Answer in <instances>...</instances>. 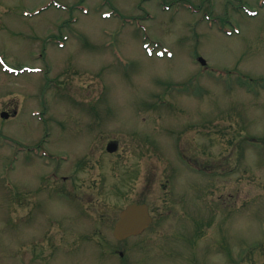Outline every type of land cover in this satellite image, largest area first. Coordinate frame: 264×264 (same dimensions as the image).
Returning <instances> with one entry per match:
<instances>
[{
	"label": "rangeland",
	"instance_id": "rangeland-1",
	"mask_svg": "<svg viewBox=\"0 0 264 264\" xmlns=\"http://www.w3.org/2000/svg\"><path fill=\"white\" fill-rule=\"evenodd\" d=\"M0 56V264H264V0H0Z\"/></svg>",
	"mask_w": 264,
	"mask_h": 264
},
{
	"label": "water",
	"instance_id": "water-1",
	"mask_svg": "<svg viewBox=\"0 0 264 264\" xmlns=\"http://www.w3.org/2000/svg\"><path fill=\"white\" fill-rule=\"evenodd\" d=\"M205 63V60L200 58ZM1 116L8 117V112H2ZM117 148V143L111 141L107 145L109 151H114ZM152 221L149 205L147 203H131L128 204L120 213V218L117 220L114 234L118 239H124L129 235L140 233Z\"/></svg>",
	"mask_w": 264,
	"mask_h": 264
},
{
	"label": "flooded vegetation",
	"instance_id": "flooded-vegetation-1",
	"mask_svg": "<svg viewBox=\"0 0 264 264\" xmlns=\"http://www.w3.org/2000/svg\"><path fill=\"white\" fill-rule=\"evenodd\" d=\"M65 177H66V176H63L64 179H66ZM148 228H149V227H147V229H148ZM145 231H146V229L143 230V232H145ZM143 232H142V233H143ZM142 233H141V234H142ZM126 251H127V250H126ZM128 252H129V251H127V252H126V255H125V252H123V251H119V255L121 256V258H123V261H125L126 264H127L128 260H130V259L128 258ZM123 261H122V262H123Z\"/></svg>",
	"mask_w": 264,
	"mask_h": 264
}]
</instances>
